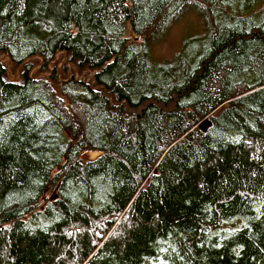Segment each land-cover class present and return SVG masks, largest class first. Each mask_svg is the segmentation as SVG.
Here are the masks:
<instances>
[{
    "label": "trees",
    "instance_id": "obj_1",
    "mask_svg": "<svg viewBox=\"0 0 264 264\" xmlns=\"http://www.w3.org/2000/svg\"><path fill=\"white\" fill-rule=\"evenodd\" d=\"M0 264H264V0H0Z\"/></svg>",
    "mask_w": 264,
    "mask_h": 264
},
{
    "label": "rangeland",
    "instance_id": "obj_2",
    "mask_svg": "<svg viewBox=\"0 0 264 264\" xmlns=\"http://www.w3.org/2000/svg\"><path fill=\"white\" fill-rule=\"evenodd\" d=\"M201 33L202 24L199 15L196 12L189 13L179 24L169 30L159 42L151 46V59L155 63H161L167 59H172L182 50L185 43H187L189 40H192L193 38L198 37ZM59 58L62 57L59 56ZM56 63L57 65H55ZM63 63L64 61L58 59L49 67L50 69H52L54 66H57V68L62 67ZM19 69L20 68L17 70ZM10 73L12 77L15 76V74L13 75L11 71ZM43 76H47V74L44 73ZM236 226L237 225H234L231 228H236Z\"/></svg>",
    "mask_w": 264,
    "mask_h": 264
},
{
    "label": "water",
    "instance_id": "obj_3",
    "mask_svg": "<svg viewBox=\"0 0 264 264\" xmlns=\"http://www.w3.org/2000/svg\"><path fill=\"white\" fill-rule=\"evenodd\" d=\"M130 37L134 40H138L136 39L133 34L130 32ZM8 68V67H7ZM8 71V75H9V79H11V81L13 82H18V75L15 74L14 77H12L11 73L9 70ZM207 121H203L201 123V127L206 129L207 128ZM102 156V153L100 152H96V151H90V152H87L85 154L82 155L81 159L84 160V161H89V162H95L96 160H98L100 157Z\"/></svg>",
    "mask_w": 264,
    "mask_h": 264
},
{
    "label": "bare ground",
    "instance_id": "obj_4",
    "mask_svg": "<svg viewBox=\"0 0 264 264\" xmlns=\"http://www.w3.org/2000/svg\"><path fill=\"white\" fill-rule=\"evenodd\" d=\"M37 16V15H36ZM43 138V137H42Z\"/></svg>",
    "mask_w": 264,
    "mask_h": 264
}]
</instances>
